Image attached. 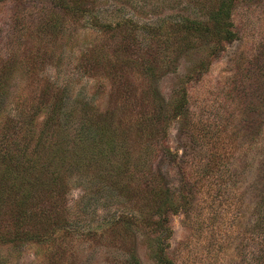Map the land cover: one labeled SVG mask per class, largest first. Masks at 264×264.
<instances>
[{
  "label": "rangeland",
  "instance_id": "1",
  "mask_svg": "<svg viewBox=\"0 0 264 264\" xmlns=\"http://www.w3.org/2000/svg\"><path fill=\"white\" fill-rule=\"evenodd\" d=\"M66 1L0 0V159L44 180L58 128L95 113L114 137L112 175L123 159L121 179L107 188L73 171L45 180L35 205L8 195L0 264H255L264 114L256 137L243 124L264 0H240L238 38L219 55L215 40L191 43L174 25L192 0H85L97 5L91 22ZM62 92L64 115L40 141Z\"/></svg>",
  "mask_w": 264,
  "mask_h": 264
},
{
  "label": "trees",
  "instance_id": "2",
  "mask_svg": "<svg viewBox=\"0 0 264 264\" xmlns=\"http://www.w3.org/2000/svg\"><path fill=\"white\" fill-rule=\"evenodd\" d=\"M70 2L67 0L63 7L76 11L81 19L85 21H93L97 18L92 10H88L85 0H75ZM95 3L98 0H91ZM240 0H192L191 14H179L173 18L174 25L185 36L190 38L191 43H196L197 38H206L207 40L216 41L215 54L219 55L228 44L234 43L239 32L233 30V13ZM61 3V2H60ZM85 5V6H84ZM158 27L156 26V29ZM261 52L254 57L253 63L249 62L245 70L255 80L253 88L254 100L250 111L247 113V121L243 124L246 135L256 137L259 135L263 125L264 114V43L261 45ZM0 98V110L3 107L4 96ZM63 92L56 101L51 113L46 118L39 140H43L49 130L52 129L54 123H59L60 116L63 117ZM2 111V110H1ZM63 114V115H62ZM67 116V115H66ZM73 120V128L71 131H65L58 128L55 135L54 143H52L49 152L46 154L48 172L43 174L44 180L34 179V172L31 167L25 166H7L0 159V204L7 201L8 195H13V199L18 203L29 202L32 206L36 200L40 202L39 191L45 180H55L60 177L67 180L72 172H78V178H84L88 183L94 182L109 187L112 178L121 179L123 159L118 162L119 166L115 169V175H112L110 160L114 156V137L106 122V119L95 113L89 116H80L75 118L69 115ZM144 150V165L150 162L151 150ZM120 149L118 148V152ZM112 166V165H111ZM69 174V175H68ZM264 196L258 203V216L252 225L253 235L255 236L257 253L255 256V264H264ZM2 206H0L1 208ZM262 209V215L260 210ZM24 213V212H23ZM37 219H42L39 215ZM40 232L30 230L18 234L17 238L28 240L38 237Z\"/></svg>",
  "mask_w": 264,
  "mask_h": 264
}]
</instances>
